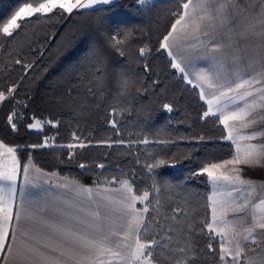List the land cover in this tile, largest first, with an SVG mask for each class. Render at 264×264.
<instances>
[{
    "label": "trees",
    "instance_id": "trees-1",
    "mask_svg": "<svg viewBox=\"0 0 264 264\" xmlns=\"http://www.w3.org/2000/svg\"><path fill=\"white\" fill-rule=\"evenodd\" d=\"M40 2L0 0V140L41 170L84 186H131L137 199L148 193L136 209H149L138 236L157 241L153 264H219L220 241L208 247L210 186L201 170L234 151L219 120L204 117L198 92L158 51L182 5L120 0L121 7L95 15L56 9L4 35L19 7ZM121 72L126 89L116 84ZM34 120L40 132L29 130Z\"/></svg>",
    "mask_w": 264,
    "mask_h": 264
},
{
    "label": "crops",
    "instance_id": "crops-1",
    "mask_svg": "<svg viewBox=\"0 0 264 264\" xmlns=\"http://www.w3.org/2000/svg\"><path fill=\"white\" fill-rule=\"evenodd\" d=\"M87 2L88 0H81V3ZM193 3L195 4L196 0H193ZM232 3L238 6L235 8L237 12L240 9L248 10L247 13H241L235 17L236 20L240 21L236 31L243 32L249 19L256 17V14L262 11L261 3H264V0H232ZM91 10L85 9L82 11ZM246 15L249 19H244ZM230 27L231 21L223 27H221V20L219 19H205L202 22V32L207 31L210 34H216V39L222 40L225 44L220 52L211 53L210 55L216 56L221 61H231L232 67L234 66L233 57L238 54L245 56V63H250L259 56H264V47L260 46L264 44V36L250 35L247 39L233 37V40H239L243 45L240 53L234 51L233 41L228 39ZM189 30L181 29L176 34V39L172 42L174 46L170 49L176 54L174 57H170L168 51L164 50L170 61L175 59L181 67L183 60L186 67L185 57L196 53V50L189 46L190 40L183 35L185 31ZM180 37H184L183 43ZM201 39L206 40L207 37H204L201 33ZM200 51H203V49L201 48ZM196 63L197 67L190 69L189 73H182L180 69H175L183 76L185 82L198 92L200 98L201 91L204 92L205 98L201 100L207 111L216 112L218 116L227 114L223 111V99L221 98L219 102L213 99V96H219V89L208 88L206 82L198 78L200 70L208 72V62L197 61ZM189 79L193 82L190 83ZM258 103L264 102L258 101ZM254 115L264 116V111L258 108ZM210 116L217 118V116ZM221 126L226 134V140L231 144L234 151L233 157L225 161L227 170L230 171L231 169V172H227L226 175L232 173L231 175L236 179L238 177L245 180L251 179L254 181L253 189H261L258 191V195L253 194L254 199L245 219L239 225L235 223L232 226H235L234 229L237 231H245L248 234L251 231L245 252L247 264H264V229L258 227L259 224H264V159H261L260 166L229 163L234 157L244 160L245 154L251 145L264 144V138L256 140L238 138L240 135L258 131L260 127H264V124L242 129L239 123L230 121L227 129L223 124ZM233 128H235L233 136L237 137L234 141L227 139L228 131ZM10 148L13 151L10 152ZM261 151L264 152V149H261ZM25 169H27V173H25ZM8 174L13 176L14 183L0 179V188L5 190L0 195H3L7 201L6 205L3 201H0V208L6 207V210L12 211L13 219L8 222L7 226L10 229L15 226L17 236L16 240L12 242L14 251L9 255L7 264H42L41 254L49 259L63 261L64 264H74L75 258L70 259L67 255L61 256L60 251L68 247H73L80 253H84L85 250L73 245L71 241L65 238L63 233L53 231L54 225H61L68 231L79 233L90 239H98L102 234L108 235L112 241L109 246L114 251H119L121 255L118 258L103 256L102 259L105 260L106 264L108 260H111L112 264L132 263V251L139 234L136 232L135 227L138 225L141 229L143 224L139 220H133V217L138 216L144 220V215L141 217L139 214H143V212L137 209L135 213L127 214V211L129 212L127 210L128 205H125V207L123 201L128 199L129 203H135L138 199L132 201L131 198L134 195L131 190L126 189V186H84L56 173L41 170L29 158H22L14 148L7 146L0 140V177ZM10 188L14 189V194H10ZM21 188L24 189L23 192L20 191ZM85 189L89 191H85ZM220 205L227 207L225 203ZM17 210L21 213L19 223L15 219ZM3 215L4 213H0V217ZM122 220H124V224ZM130 221L134 227L129 233L127 226ZM237 231L234 232L233 236ZM113 232L117 235L112 236ZM24 233H27V237L24 236ZM253 237H255V242L252 241ZM117 244L120 246L117 247ZM45 245H48V247ZM53 247L57 248V251H52ZM33 249L38 251L34 252ZM0 264H4V262L0 261Z\"/></svg>",
    "mask_w": 264,
    "mask_h": 264
},
{
    "label": "snow or ice",
    "instance_id": "snow-or-ice-1",
    "mask_svg": "<svg viewBox=\"0 0 264 264\" xmlns=\"http://www.w3.org/2000/svg\"><path fill=\"white\" fill-rule=\"evenodd\" d=\"M176 3L182 5L183 12L177 11L174 13L177 18L175 22L171 24V30L162 36L159 42V50L168 51L170 57H174L176 54L171 51L173 43L176 39V34L181 31V29H190L185 31L183 35L190 40V47L196 50L195 55L185 57L184 59L187 62L186 67H181L179 63L173 59L171 61L172 67L180 69L182 73H189L190 69H195L197 67V61H207L208 62V72L206 73L203 70L198 72V78L201 81L206 82L207 87L210 89H219V96H213L214 100L218 102L223 99V111L227 114L217 115L216 112L211 110L204 112V117L210 115L217 116L219 122L228 128L229 122L239 123L242 129H248L256 125L264 124V116H256L254 113L257 112V109L264 111V56L257 57L254 61L250 63H245V56L238 54L233 57L234 66L228 67L223 61L219 60L216 56L210 55L211 53L220 52L222 48L225 47V44L222 40L216 39V34H210L207 31L202 32V22L205 19L221 20V27L225 26L229 21H231V27L229 28L228 39L233 41L234 51L240 53L243 45L239 40H233V37H239L240 39H247L248 36L261 37L264 36V3H261V12L256 14V17L249 19L246 15L244 19H249V22L243 32H238L236 29L239 27V20H236L235 17L239 16L241 13H247V9H240L239 12L235 11V8L238 6L233 5L232 0H196V3H193V0H175ZM97 6L94 11L90 14L95 15L96 12H106L110 13L113 9L121 7L120 0H88V3H81V0H44V2L38 3L36 6L33 3H25L23 6L19 7L17 11L11 16V19L7 24L2 28L4 35L11 36L13 35L14 29L19 28L21 25L18 21L23 20L27 17H32L35 14H40L46 16L49 13L54 12L56 9H60L65 13L71 14L73 9L79 7L83 9H93V6ZM106 6V7H105ZM153 6L150 4V0H138V7ZM179 26V27H178ZM119 27V25H117ZM201 33L204 37H207L206 40L201 39ZM264 47V44L260 45ZM203 51H200V49ZM147 50V47L140 49V54L143 56ZM19 63V61H17ZM94 72L97 75H104L105 70L103 64L97 60L94 65ZM187 78V76H186ZM189 82L192 83L189 79ZM116 84L119 88L126 89L128 80L124 73H120L116 77ZM203 87L202 85H197ZM243 90V91H241ZM12 90L9 89V92ZM233 94V95H230ZM205 98V94L201 91V99ZM4 96L0 93V100H3ZM211 102V101H209ZM241 102H243L241 104ZM165 109L171 111V107L165 104ZM11 120V117H9ZM115 126V125H113ZM13 130H16V125L13 123ZM30 128H40V124H31ZM55 127V124H53ZM235 128L228 131L227 139L234 141L237 137L233 136ZM239 139L247 140H256L258 138H264V127H260L258 131L248 133L246 135L238 136ZM45 142V145L46 146ZM81 147L84 145L81 144ZM35 147V146H34ZM69 148L76 147L75 144H69ZM264 149V144L260 145H251L249 150L245 154L244 160L239 158H233L229 163L239 164L243 163L248 166H260L261 159H264V152L261 151ZM13 151V149H9ZM162 163V161L160 162ZM83 168L84 165H81ZM149 167H155V165H150ZM222 167V165L213 164L210 167H205L202 169V173H207L210 179L213 182H218L219 180L227 181L229 184L233 183L230 177L228 176H216L214 169ZM27 173V169H25ZM0 179L12 181L14 183V178L12 175L8 174ZM240 184H247L252 186L254 181L251 179L245 180L242 178H237ZM131 190V186H129ZM4 189L0 188V194L4 193ZM21 192L24 191L23 188L20 189ZM85 191H89L85 189ZM10 194H14V189H9ZM132 201L137 199L136 196H133ZM140 202L149 199L148 193H145L143 196L138 197ZM0 201H3L6 205L7 201L3 195H0ZM247 207V204L241 206V210ZM128 215L135 213L137 210L134 207V203L128 204ZM149 209L145 207L144 212H147ZM0 213H4L0 217V261L7 264L9 255L14 251L13 241L16 240L17 229L15 226L11 229L7 226L8 222L13 219V213L11 210H6L5 208H0ZM15 219L17 223L21 220V213L19 210L15 213ZM133 220H139L140 223H143L142 218L135 216ZM43 222V221H42ZM219 223L221 226V231L223 227L227 226L226 222L222 220L216 213V209H213L212 223H206L205 227L207 228L210 236L208 247L212 248V240L215 239V236L212 235L216 231L214 224ZM128 232L130 233L133 230V223L130 221L128 224ZM258 227L264 229V224H259ZM137 233L140 229L138 225L135 227ZM53 231L61 232L64 234L65 238L68 241H71L73 245L78 246L79 248L84 249V253H80L75 250L73 247L65 248L60 251L61 256H69L70 259L75 258L74 264H106L105 260L102 259L103 256L111 257H120L121 253L119 251H114L109 245L112 241L109 239L108 235H101L98 239H90L86 236L80 235L79 233L71 232L64 229L61 225H54ZM117 233L113 232L112 236H116ZM24 236L27 237V233H24ZM249 236H251V231H249ZM248 239V237H245ZM252 241L255 242V237L252 238ZM157 243L156 240L142 243L137 236L135 247L132 251V258L139 262V264H153V253L151 249ZM48 247V245H45ZM120 245L117 244V247ZM52 251H57V248L53 247ZM34 252L38 250L33 249ZM179 253H185L187 251L184 247H177L176 249ZM243 249L237 248L235 255H232V260L234 264H241L240 257L242 255ZM231 255V253L223 248L221 250L220 259L225 261L226 257ZM42 256V264H64L63 261L56 259H49ZM107 264H112L111 260L107 261ZM176 264H186L183 260H177Z\"/></svg>",
    "mask_w": 264,
    "mask_h": 264
},
{
    "label": "rangeland",
    "instance_id": "rangeland-1",
    "mask_svg": "<svg viewBox=\"0 0 264 264\" xmlns=\"http://www.w3.org/2000/svg\"><path fill=\"white\" fill-rule=\"evenodd\" d=\"M153 1L154 0H150V2H153ZM72 2H75V0H72ZM96 7L97 6L94 5L93 9L95 10ZM75 10H85V9L77 7L73 9V11ZM35 15H38V14H35ZM180 39L182 40V43H183L184 37H180ZM223 62L228 67H232L231 61L223 60ZM183 66L185 67L184 60H183L182 68ZM32 124H40L41 127L40 128H30L29 127L30 131L32 132L41 131L42 124L39 121L34 120ZM218 165H222V167L214 169L215 175L218 177L228 176L233 181V183L231 184H229L227 181H224V180L213 182L208 176V174L205 173L208 177V183L210 186V196H209L210 213H211L210 223H212L213 209L215 208L217 215L222 220H224L227 225L223 227V231H221V226L217 222V224H214V228L216 229V231L212 233V235L215 236L220 241V255H221L222 246L223 248L227 249L231 253V255L226 257L225 261H220L219 264H234V261L232 260V255H235V252L238 247L243 249L242 255L240 257L241 264H247V255L245 254V252L247 249V244H248L247 242L249 241V234L245 231H242V232L237 231L236 229H234L235 226H232V225H234L235 223L239 225L245 219V217L248 215V209L250 207V204L252 200L254 199L253 194L258 195V191H260L261 189H258V188L253 189L252 187L253 185L249 186L247 184H239L238 180L231 175L232 173L226 175L227 172H231V169L230 171L227 170L226 162L219 163ZM207 167H210V166H207ZM126 189L130 191L128 187H126ZM123 203H124V206L128 205L129 200L125 199ZM138 203H140L139 200H137L134 203V207ZM221 203H225L227 207L221 206L220 205ZM245 204H247V207L241 210V206ZM127 210L129 209L127 208ZM127 214H128V211H127ZM139 215L142 217L144 215V212L143 214H139ZM122 222L124 224V220H122ZM236 231L237 233H235V235L233 236L234 232ZM245 237H248V239H245ZM130 264H139V262L133 259L132 263Z\"/></svg>",
    "mask_w": 264,
    "mask_h": 264
}]
</instances>
